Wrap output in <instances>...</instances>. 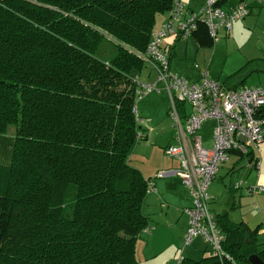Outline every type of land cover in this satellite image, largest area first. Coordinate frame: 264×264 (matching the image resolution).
I'll use <instances>...</instances> for the list:
<instances>
[{"label":"trees","instance_id":"16d2710c","mask_svg":"<svg viewBox=\"0 0 264 264\" xmlns=\"http://www.w3.org/2000/svg\"><path fill=\"white\" fill-rule=\"evenodd\" d=\"M174 1L0 0V264H140L154 184L148 191L151 178L129 162L147 135L136 73ZM190 36L213 45L200 19ZM261 69L248 61L222 84L240 88L232 84ZM217 222L222 259L189 257L185 245L180 264L264 260L258 229Z\"/></svg>","mask_w":264,"mask_h":264},{"label":"built area","instance_id":"2783aa9c","mask_svg":"<svg viewBox=\"0 0 264 264\" xmlns=\"http://www.w3.org/2000/svg\"><path fill=\"white\" fill-rule=\"evenodd\" d=\"M218 1L202 0L196 9L189 8L181 0L174 1L166 20L154 31L145 51V59L155 71V78L147 82L137 80L135 95L140 99L150 92L159 91L161 83L170 96L169 113L175 130L172 142L164 151L178 161V166L158 171L155 177L177 176L189 192L192 205L186 209L189 225L183 236L181 251L195 237L201 236L210 245V253L221 260L224 256L221 245L223 234L209 209L208 188L220 165L228 160L230 152L247 155L264 140V87L228 88L210 79L207 72L198 81L186 79L170 70L169 59L162 47L163 38L169 35L188 38L199 19L206 23L211 37L216 38L220 29L230 31L233 21L243 19L249 13L244 2L225 10L217 6ZM186 105H189V111ZM208 120H214L215 124L211 145L206 148L201 130ZM254 164L258 166L259 160L255 159ZM241 185L242 180H239L232 187L238 189ZM152 190L150 182L148 191ZM246 190L249 193H264V186L250 185ZM181 259L182 254L177 264Z\"/></svg>","mask_w":264,"mask_h":264},{"label":"crops","instance_id":"0c3cea01","mask_svg":"<svg viewBox=\"0 0 264 264\" xmlns=\"http://www.w3.org/2000/svg\"><path fill=\"white\" fill-rule=\"evenodd\" d=\"M181 1L186 3L191 9L198 8L202 3V0ZM241 2L247 4L249 8L248 15L243 19L233 21L230 31H226L223 28L220 29L217 37L214 38L212 46H200L198 42L191 36L189 37L192 38V41H189L188 37L185 39L186 43H182V38H177L174 35H169L163 38L162 47L169 56L170 70L172 69L173 61L176 57H178L179 52V61L182 60L180 55H184V57H186L185 59H188V55H190L194 60L191 65L197 70L201 71V75L199 76L188 74L185 67L189 64L187 62H182L185 65L175 64L176 68L183 72L180 76L185 77L186 75H192L189 76V78H185L198 81L200 80L202 74L207 72L209 77L208 71L202 70L200 66V63H202L204 59L205 52H212L214 57L218 49L227 46L229 39L226 38L230 36V32L235 34L236 32L238 33L245 29L264 31V1L223 0L222 8L229 10L231 7ZM166 17V12L161 13L156 17L155 30H158L162 26L166 20ZM182 46H184V50L183 53L180 54V52H182ZM262 49H264V47H261L258 43L254 45L253 48L247 49L242 54L237 53L238 55L235 56L231 61V67L235 64V67L240 65V68L248 61H264V50ZM253 73L264 74V69L252 71L250 75ZM136 76L141 82L154 80L155 71L152 69L151 64L146 59L142 68L136 73ZM227 77L223 78L221 83H224ZM255 82L257 83V86L264 87V76H257ZM159 84L160 90L157 92H159L158 94H161L160 99L164 101V108L166 109L168 103L171 105L170 96L164 86L161 83ZM232 85H238L239 87H242L244 86V82ZM136 109L142 123L144 119L140 113H142L143 108L139 105V107ZM212 121L213 128L215 121ZM172 138L173 137H171L170 133L167 142L163 144L162 148H165L168 144H170L172 142ZM255 159L259 160L258 166H254ZM136 168L140 171L145 179L151 178L152 172H148V174H146L143 172V169L141 170L140 166H136ZM239 180H242L241 187L234 189L232 187L233 183ZM153 184L154 190L146 195L142 207L143 213L148 216L150 228L142 231L138 235V242L136 241L135 246L136 250V247L140 242L141 249L139 251L143 252L144 250L145 255H147L144 256L143 259L136 257L140 264H145L144 260L148 259H155L154 264H166L172 262L175 259V251L177 248H179L180 243L183 240L184 233L189 225V218L186 213V209L192 205V202L189 192L184 187L181 180L174 176L163 179L157 178L153 181ZM250 185L264 186V140L258 143L257 147H255L250 156L242 154L238 151L230 152L228 160L220 165L217 176L214 178L208 188L209 209L213 213L216 222L219 221V219L225 217L231 222H242L249 228L258 229L261 242L260 248L264 249V240H262V238H264V193L247 192L246 188ZM219 223L217 222V226L221 228ZM175 225L178 227L177 232L172 231V228ZM172 238L175 239V242L170 241ZM200 243L201 241H198L196 245H199ZM170 246L171 249L167 251L168 255H165L166 258L161 257L160 254L166 248H170ZM185 249L186 248H184V251H186ZM199 253L200 251L198 249H189L186 255L190 257H196V255Z\"/></svg>","mask_w":264,"mask_h":264},{"label":"rangeland","instance_id":"374dc122","mask_svg":"<svg viewBox=\"0 0 264 264\" xmlns=\"http://www.w3.org/2000/svg\"><path fill=\"white\" fill-rule=\"evenodd\" d=\"M226 39H229L226 47L224 46L223 48L218 49L214 57L212 55V52L210 51L205 52L204 59L202 63H200L201 69L204 71H208L210 79H213L218 82H222L223 78L227 77L228 75L230 76L231 73L235 72L239 68L240 65H237L235 67V64L231 67V61L235 56L238 55L237 53L242 54L247 49L253 48L254 45L258 43L261 47H264V31L245 29V30H241L238 33L236 32L235 34H233V32H230V36H228V38ZM181 41L182 43H186L185 39H182ZM189 41H192V38L189 37ZM111 47L112 46L109 43L105 44L103 49L105 52L104 53L105 56H110L114 52V50L111 49ZM181 49L182 52H180V54L183 53L184 46H182ZM188 56H189L188 59H185L186 57H184V55H180L182 60L179 61V52H178V57L174 59L171 71L173 73L182 75L183 72L178 70L175 64L185 65L183 63L187 62L189 65H186L185 68L187 69L188 74H194L193 76L201 75V71L197 70L191 65V63H193L194 61L193 57L190 55ZM189 76L192 75H186L185 77L189 78ZM257 76H264V74L253 73L250 75L249 73V75L242 76L240 79L236 80L235 82L237 83L244 82V86H257V83L255 82ZM158 93L159 92L157 91L150 92L144 95L143 97H141L136 102V108H138L139 105L142 106L143 108L142 113L140 114H142L144 121L141 124L145 129V133H147V138L136 141V143L133 145L131 149L130 158H129L130 165L134 167L140 166L141 170L143 169V172L146 174H148V172H152L151 182L159 178V177H155V173H157L158 171L178 166V161L169 157L165 153L164 148H162L163 144L167 142L170 133H171V137H173L175 127H174L173 117L169 113L171 105L170 103H168L165 109L164 101L160 99L161 94ZM186 109L187 111L190 110L189 105H186ZM212 125H213V121L208 120L205 123L204 128L201 130V135L204 143L203 145L206 148L210 147L211 145L212 135H213ZM11 129L13 130L14 127L12 126ZM174 177L179 178L177 176ZM172 231L177 232L178 227L176 225L173 226ZM262 240H264V238H262ZM170 241L175 242V239L172 238V240ZM198 241H201V243L199 245H196ZM182 243L183 240L180 243L179 248H177L175 251V259L172 262L166 264H177L178 258L180 257V253H181ZM140 247L141 244L139 242L135 250V255L137 258L143 259L144 256L147 255H145L144 250L143 252L139 251L141 249ZM185 248H186L185 249L186 251H184L185 255L187 254L189 249L192 250L198 249L200 253L196 255V257H192L197 259L206 254H209V251L211 249L208 242L201 236L195 237L190 244L185 246ZM169 249H171V246L170 248H166L160 254V256L166 258L165 255H168L167 251ZM144 263L154 264L155 259L144 260Z\"/></svg>","mask_w":264,"mask_h":264},{"label":"water","instance_id":"95a60500","mask_svg":"<svg viewBox=\"0 0 264 264\" xmlns=\"http://www.w3.org/2000/svg\"><path fill=\"white\" fill-rule=\"evenodd\" d=\"M248 260L251 264H264V260H262L258 254L254 253V254H251L249 257H248Z\"/></svg>","mask_w":264,"mask_h":264}]
</instances>
